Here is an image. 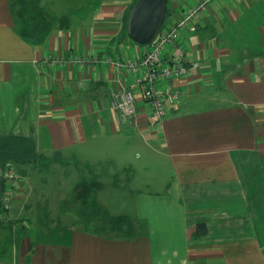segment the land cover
I'll use <instances>...</instances> for the list:
<instances>
[{
    "label": "crops",
    "instance_id": "obj_1",
    "mask_svg": "<svg viewBox=\"0 0 264 264\" xmlns=\"http://www.w3.org/2000/svg\"><path fill=\"white\" fill-rule=\"evenodd\" d=\"M12 1L0 0V139H29L40 156L5 164L23 171L0 219L12 264H264V0L198 10L179 38L198 66L173 80L180 94L159 121L133 86L142 70L105 62L142 55L123 32L133 0L74 22L44 16L41 0L17 15ZM200 1L169 0L167 21ZM124 87L132 118L109 102ZM36 183L60 185L46 196ZM83 207L126 217L132 235L77 224Z\"/></svg>",
    "mask_w": 264,
    "mask_h": 264
},
{
    "label": "built area",
    "instance_id": "obj_2",
    "mask_svg": "<svg viewBox=\"0 0 264 264\" xmlns=\"http://www.w3.org/2000/svg\"><path fill=\"white\" fill-rule=\"evenodd\" d=\"M207 1L201 0L195 5L186 6L173 22L166 20L156 41L151 45L142 46L140 57L122 61L105 59V62L115 69L142 70L141 76L135 80L133 86L138 88L150 117L155 121L162 119L165 101L176 102L178 99L180 89L173 86V80L187 75L191 69L198 66L197 62H189L183 56L179 38L185 29H194L193 19ZM46 58L48 60L53 57ZM76 59L82 62L87 58L78 56ZM109 102L112 108L124 116L132 118L137 112L136 94L131 88H113ZM2 180L4 190L0 197L8 205L20 190L22 176L14 166L8 164L2 169Z\"/></svg>",
    "mask_w": 264,
    "mask_h": 264
},
{
    "label": "rangeland",
    "instance_id": "obj_3",
    "mask_svg": "<svg viewBox=\"0 0 264 264\" xmlns=\"http://www.w3.org/2000/svg\"><path fill=\"white\" fill-rule=\"evenodd\" d=\"M124 0H121L123 2ZM117 0H41L39 3V7L43 9L44 16L47 17H59L64 15H68L69 19L72 20V22L77 21L79 17L85 16L86 18H91L93 9L97 7V5L100 3L102 7H113L116 5ZM131 2V1H130ZM130 4V3H129ZM12 8L15 13H17L20 9V6L17 1L12 3ZM86 10V11H85ZM90 10V11H88ZM128 39V38H126ZM129 40V39H128ZM39 159H37L38 161ZM17 171L20 173H23L22 170H18L20 167L19 165H16ZM73 167H70L68 169H72ZM20 169V168H19ZM75 170H72L69 174V181H73V175L75 174ZM47 176L46 172L43 170L39 173L38 177L45 178ZM63 185L66 184V189L64 190L62 185V191H66L69 188L71 183H62ZM58 185L60 183H36V186H38L37 189L43 191V195H54L55 189H57ZM106 190L104 189L103 193ZM71 204V203H70ZM68 202L65 205H62V207L65 209V215L67 217H75L78 216L77 214H73L74 210L79 207L78 202L72 203L70 205ZM84 211L81 213V219H78L80 225L84 224L83 219L89 221V223L92 225V227L95 228V230L99 232H105L111 229V225H113L114 222H112L102 210L95 208H89V207H83ZM82 209V210H83ZM70 210V211H68ZM99 210V211H98ZM67 212H70L71 214H67ZM76 212V210H75ZM77 212H79V209H77ZM80 214V212H79ZM53 218H57L56 214H52ZM84 216V218H82ZM8 217V216H7ZM3 213H0V219H4ZM59 218V217H58ZM57 218V219H58ZM3 221V220H2ZM23 222V221H22ZM59 223H67V219L60 218L59 220L55 221ZM24 224H27V221L23 222ZM115 224V223H114ZM117 226H122L124 230H126L125 225H119V223L115 224ZM6 233V232H5ZM5 235L9 237V233L7 232ZM0 264H12V257H11V245L4 242L3 240L0 242Z\"/></svg>",
    "mask_w": 264,
    "mask_h": 264
},
{
    "label": "water",
    "instance_id": "obj_4",
    "mask_svg": "<svg viewBox=\"0 0 264 264\" xmlns=\"http://www.w3.org/2000/svg\"><path fill=\"white\" fill-rule=\"evenodd\" d=\"M167 2L168 0H136L127 13L126 36L140 46L154 43L165 21ZM2 183L0 168V194Z\"/></svg>",
    "mask_w": 264,
    "mask_h": 264
},
{
    "label": "trees",
    "instance_id": "obj_5",
    "mask_svg": "<svg viewBox=\"0 0 264 264\" xmlns=\"http://www.w3.org/2000/svg\"><path fill=\"white\" fill-rule=\"evenodd\" d=\"M15 1H17L19 6H20L19 11L15 14H17V15L19 14L21 16L23 14L22 12L24 10L21 0H13L10 4L11 10L13 11L12 3ZM135 1L136 0H133L131 5ZM168 4H169V0L167 2V13H166L164 23L167 20V16H168V12H169ZM131 5H130V7H131ZM127 13H128V11H126L125 16H124V21H123L124 22L123 32L125 35H126ZM39 157L40 156L35 153L32 141L29 139L17 138V137L16 138L15 137H9V138H5V139H0V168L1 169H4L5 164L7 162H13L15 164H27V163L36 162L37 159H39ZM3 190H4V184L2 183V191ZM97 209L102 210L104 212L103 209H100L98 207H97ZM6 210H7V205L0 197V213H5ZM109 218L115 224L119 223V225H125L126 226V230H124L122 228V226H117L113 223V225H111L110 231L115 232V233L122 235V236H131L132 235L133 226L126 219V217H124V216H109ZM202 229L204 230V226L199 225L197 227L196 232L199 233L200 231H202Z\"/></svg>",
    "mask_w": 264,
    "mask_h": 264
}]
</instances>
